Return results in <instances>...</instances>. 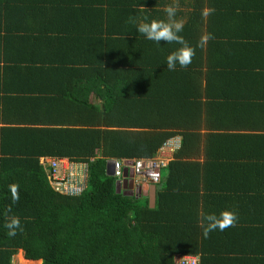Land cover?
Wrapping results in <instances>:
<instances>
[{"label":"trees","instance_id":"obj_1","mask_svg":"<svg viewBox=\"0 0 264 264\" xmlns=\"http://www.w3.org/2000/svg\"><path fill=\"white\" fill-rule=\"evenodd\" d=\"M173 3L0 0L1 118L13 103L42 113L26 120L39 126H0V264L19 250L39 264H175L176 254L264 264V0H179L180 35L195 55L170 71L167 56L180 45L137 27L167 19ZM205 7L215 9L206 19ZM205 32L214 39L196 47ZM9 78L33 81V96H10ZM176 134L152 207L115 189L108 159L151 157ZM40 156L84 161V190L55 192ZM222 198L248 201L213 205ZM222 208L255 217L204 238L202 214ZM12 216L22 228L14 237L5 227Z\"/></svg>","mask_w":264,"mask_h":264},{"label":"built area","instance_id":"obj_2","mask_svg":"<svg viewBox=\"0 0 264 264\" xmlns=\"http://www.w3.org/2000/svg\"><path fill=\"white\" fill-rule=\"evenodd\" d=\"M178 143L167 139L148 158L122 159L110 158L112 177L120 179L122 168L126 167L133 176V183L142 182L156 184L160 180L161 169L165 168L169 157ZM49 186L55 191L67 196L80 194L86 186L87 164L84 161H72L67 157L40 156L38 158ZM175 264H198L197 255L176 254L173 257Z\"/></svg>","mask_w":264,"mask_h":264},{"label":"clouds","instance_id":"obj_3","mask_svg":"<svg viewBox=\"0 0 264 264\" xmlns=\"http://www.w3.org/2000/svg\"><path fill=\"white\" fill-rule=\"evenodd\" d=\"M179 10V0H174V3L168 5L165 8L167 19H152L150 22L140 23L137 27V31L144 34L148 40L160 43L164 41L166 43H176L180 47L167 56V68L170 71H174L177 65L181 68H186L192 63V59L195 55V47L191 46L185 38L180 35L184 28V21L182 19H176V13ZM215 11L214 8L205 7L202 10V17L207 18ZM214 39L212 33H203L196 47L204 48L208 41ZM11 192L12 203L15 204L19 201V185L16 183L9 185ZM137 194V193H135ZM11 211V208H9ZM238 221V215L231 209H224L219 214L213 212L208 214H202L200 220V226L202 228V234L204 238H208L209 234L217 229L224 231L229 227L235 226ZM8 229L7 235L14 237L17 234V230L21 228L20 219L16 216H12L5 224Z\"/></svg>","mask_w":264,"mask_h":264},{"label":"crops","instance_id":"obj_4","mask_svg":"<svg viewBox=\"0 0 264 264\" xmlns=\"http://www.w3.org/2000/svg\"><path fill=\"white\" fill-rule=\"evenodd\" d=\"M7 85H8V87L10 89H14L15 88V91L11 92L10 96L26 97V96H33V94H34L33 89H34V85L35 84H34L33 81L30 83V81H27L24 78L23 79H21V78L14 79L13 78L12 80H10V78H9V84H7ZM88 100L90 102H92V103H95V102L98 101L96 99V97L92 93H90L88 95ZM5 107L8 109V112H7L6 116H5L8 119V122H6V119L1 118V113H0V126L1 125H8V126H12L13 125V126H18V127H20V126H29V127L39 126V124H40L39 122H35V121L28 122L26 120L35 119V118H41L42 113H40L41 115L39 117L35 116L30 111L21 110L23 107L22 106H16V104H14V103L13 104H8ZM13 108H16L18 110L16 111ZM18 112H21L23 114H28V115H23V114L18 113ZM10 116H12V118ZM168 139H170L173 142L178 143V146H179V144H180V136L179 135L176 134L174 136L169 137ZM172 154H173V152L171 153V156L169 157V160L172 159V156H173ZM128 160H130V159H128ZM198 161H202V157L201 156L199 157ZM164 174H161L160 179L162 178V176ZM156 184H158V183H156ZM156 184H154L155 185V191H156V188H157ZM139 188H140V192H139L140 196H146L147 197L148 196L149 183L142 182V183L139 184ZM120 189L123 192H126V189H122V188H120ZM247 201L248 200H245V199L239 200L238 198H236V199H233V198H222L221 201L215 202V200H214L213 205H215V206L222 205L223 207H229L230 204L236 206L237 204H246ZM154 202H155V193H154ZM153 205H154V203H153ZM222 210H224V209L222 208ZM234 211H236L239 220H241L242 218L243 219L244 218H251V220H252V218L255 217L254 216V209H252L250 211L244 210V211H241V212H239L238 209H235ZM221 235L222 234H220V232L218 231L216 236L214 237V239L213 238H212V240L210 239L211 242L214 243L215 246L219 245L218 237L221 236ZM223 248H225V247H223Z\"/></svg>","mask_w":264,"mask_h":264},{"label":"water","instance_id":"obj_5","mask_svg":"<svg viewBox=\"0 0 264 264\" xmlns=\"http://www.w3.org/2000/svg\"><path fill=\"white\" fill-rule=\"evenodd\" d=\"M110 162H111V160H107L106 164H105V174L108 176L112 175ZM120 188L126 189V192L122 191V193L124 195H133L135 193L139 194V192H140L139 185H135L133 183V176L126 167L122 168L121 178L115 180V189L118 191V190H120ZM154 193H155V185L149 184L148 196H147L149 207L153 206Z\"/></svg>","mask_w":264,"mask_h":264},{"label":"rangeland","instance_id":"obj_6","mask_svg":"<svg viewBox=\"0 0 264 264\" xmlns=\"http://www.w3.org/2000/svg\"><path fill=\"white\" fill-rule=\"evenodd\" d=\"M160 171H161V174H164L166 169L162 168ZM16 253L11 257V263L12 264H39L40 263V260L37 263H33V262L31 263V262L24 261V257L22 255L21 250L18 251L17 255H16Z\"/></svg>","mask_w":264,"mask_h":264}]
</instances>
